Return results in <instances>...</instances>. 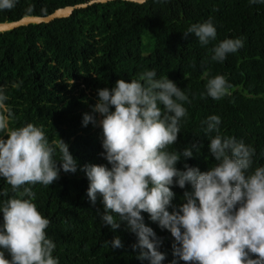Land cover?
Wrapping results in <instances>:
<instances>
[{
    "label": "trees",
    "instance_id": "trees-1",
    "mask_svg": "<svg viewBox=\"0 0 264 264\" xmlns=\"http://www.w3.org/2000/svg\"><path fill=\"white\" fill-rule=\"evenodd\" d=\"M84 1L18 0L12 10L0 11V21L30 15L25 12L29 6L31 14L44 15ZM209 19L217 29L215 40L201 45L194 34L185 38L184 32L192 24ZM228 38L241 39L243 47L222 62L212 61L213 47ZM146 70H155L157 78L167 76L191 101L181 102L187 114L179 122L176 144L167 150L179 152L196 144L199 151L193 149L192 158H182L178 169L184 170L187 163L207 171L215 163L209 145L216 133L205 132V121L211 115L221 118L222 136L235 137L255 149L252 169L264 166V4H250L249 0H146L143 4L107 0L74 8L67 16L47 22L0 30V87L7 95L0 115L8 117L13 129L28 123L42 128L50 144L63 139L78 162L75 173L61 168L60 178L50 186H23L32 188L33 203L50 221L46 235L56 245L53 257L58 264H150L137 258L139 249L133 247L137 236L125 222L116 230L103 224L97 215L103 211L102 197L98 194L92 204L87 196L89 181L80 170L87 164L108 163L101 155L102 128L83 125L84 114H93L97 90L112 88L119 79L131 82ZM205 71L209 77L223 75L232 86L231 95L219 100L202 96L206 93ZM95 116L97 121L101 119L99 114ZM0 138L8 137L0 133ZM60 156L56 149L54 159ZM5 188L9 196L18 195L0 177V191ZM187 190L190 185L172 187L173 206L186 202ZM3 199L6 197L0 196ZM142 215L162 239L159 251L166 256L162 264H172L177 258L171 233L152 222L148 213ZM117 236L122 248L112 247ZM5 255L10 259L7 252ZM177 264L185 262L177 260Z\"/></svg>",
    "mask_w": 264,
    "mask_h": 264
},
{
    "label": "clouds",
    "instance_id": "clouds-1",
    "mask_svg": "<svg viewBox=\"0 0 264 264\" xmlns=\"http://www.w3.org/2000/svg\"><path fill=\"white\" fill-rule=\"evenodd\" d=\"M17 3L0 0V11L12 10ZM249 3L264 4V0ZM25 12L31 14L33 8ZM189 34L207 45L216 39L217 29L209 19L192 24L185 38ZM241 47L239 38L224 39L211 50V60L222 62ZM203 78L206 93L202 96L219 100L231 95L232 86L223 75L209 77L205 71ZM97 94L93 114H84L83 125L102 128L101 155L108 163L87 164L80 170L89 181L87 196L92 204L98 194L102 197L103 211L97 215L103 224L116 230L125 222L137 236L133 246L139 249L137 258L150 264H162L166 256L159 251L162 239L145 224L142 213L171 233L173 255L185 264H264V166L252 169L255 149L235 137L222 136L221 118L211 115L205 121V132L216 133L209 145L215 163L207 171L187 163L184 170L178 169L182 158H192L193 149L199 151L196 144L179 152L167 150L176 144L179 122L187 114L181 102L191 103L184 90L167 76L157 78L155 70H146L131 82L119 79L114 87L98 89ZM6 100L5 89L0 87V106ZM95 114L100 115L99 121ZM0 133L8 137L0 138V177L18 194L9 196L7 188L0 191L6 197L0 201V264H58L53 257L56 245L46 235L50 221L33 203L32 188L23 186H50L60 178L61 168L75 173L78 162L63 139L50 144L43 129L32 123L13 129L8 117L0 115ZM56 149L59 160L54 159ZM189 185L190 190L184 192L186 202L173 206L172 187ZM111 244L113 248L124 246L119 236Z\"/></svg>",
    "mask_w": 264,
    "mask_h": 264
},
{
    "label": "water",
    "instance_id": "water-1",
    "mask_svg": "<svg viewBox=\"0 0 264 264\" xmlns=\"http://www.w3.org/2000/svg\"><path fill=\"white\" fill-rule=\"evenodd\" d=\"M101 1H107V0H87L84 2L57 7L52 12L44 15L30 14V15H23L20 18L14 20L0 21V30L11 29L23 24H27L29 22H43V21L47 22L57 17L67 16L74 10V8L85 7L93 2H101ZM133 1H137V0H133Z\"/></svg>",
    "mask_w": 264,
    "mask_h": 264
}]
</instances>
